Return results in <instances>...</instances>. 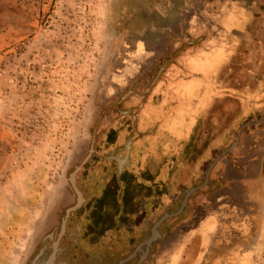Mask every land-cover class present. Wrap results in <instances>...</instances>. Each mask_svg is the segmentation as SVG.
I'll list each match as a JSON object with an SVG mask.
<instances>
[{"label": "flooded vegetation", "instance_id": "af4514ba", "mask_svg": "<svg viewBox=\"0 0 264 264\" xmlns=\"http://www.w3.org/2000/svg\"><path fill=\"white\" fill-rule=\"evenodd\" d=\"M206 5L205 25L216 27L219 38L163 57L151 83H136L122 98L128 105L121 110L128 118L125 129L107 132L110 150L100 155L97 140L104 133L97 129L68 177L74 200L53 222L36 256L50 255L57 244L58 259L67 264H246V246L264 220V78L247 88L228 87L227 81L239 70L264 74V0ZM217 48L222 57L213 72L190 70L191 58ZM169 64L172 80L160 82ZM219 74L227 79L213 83ZM193 79L200 84L190 100L175 94L166 101L171 81ZM202 88L205 137L198 139ZM138 89L143 98L135 103L130 98ZM184 101L186 116L171 130L166 117ZM94 161L98 165L89 173ZM171 169L175 178L166 182Z\"/></svg>", "mask_w": 264, "mask_h": 264}, {"label": "rangeland", "instance_id": "374dc122", "mask_svg": "<svg viewBox=\"0 0 264 264\" xmlns=\"http://www.w3.org/2000/svg\"><path fill=\"white\" fill-rule=\"evenodd\" d=\"M207 2L0 0V264L34 260L53 222L74 200L68 177L97 129L104 133L97 140L99 155L110 150L104 143L107 132L125 129L128 118L121 110L128 105L121 101L133 86L151 83L163 57L219 38L216 27L205 25ZM221 52L217 48L191 58L190 70L213 72ZM172 68L167 65L160 82L172 80ZM249 76L239 70L228 76V87H252L264 78ZM223 79L219 74L213 83ZM199 84L197 79L171 81L166 101L175 94L190 100ZM204 94L200 89L196 102L198 139L205 137ZM142 95L138 89L130 99L138 103ZM158 99L156 93L155 103ZM185 101L166 117L171 130L186 116ZM106 118L111 122L104 124ZM97 165L92 162L89 173ZM173 178L171 169L165 181ZM245 252L250 253L246 264H264V220Z\"/></svg>", "mask_w": 264, "mask_h": 264}, {"label": "water", "instance_id": "95a60500", "mask_svg": "<svg viewBox=\"0 0 264 264\" xmlns=\"http://www.w3.org/2000/svg\"><path fill=\"white\" fill-rule=\"evenodd\" d=\"M31 264H67L66 262L60 261L57 257V244L52 248V252L48 256L39 254L34 258Z\"/></svg>", "mask_w": 264, "mask_h": 264}, {"label": "crops", "instance_id": "0c3cea01", "mask_svg": "<svg viewBox=\"0 0 264 264\" xmlns=\"http://www.w3.org/2000/svg\"><path fill=\"white\" fill-rule=\"evenodd\" d=\"M261 3H262V0H261ZM252 20V18L250 17V21ZM252 23V22H251ZM247 24V23H246Z\"/></svg>", "mask_w": 264, "mask_h": 264}]
</instances>
